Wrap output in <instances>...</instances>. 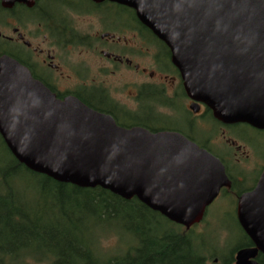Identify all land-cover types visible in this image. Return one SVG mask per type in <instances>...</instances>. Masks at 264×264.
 I'll return each instance as SVG.
<instances>
[{
	"label": "water",
	"instance_id": "obj_1",
	"mask_svg": "<svg viewBox=\"0 0 264 264\" xmlns=\"http://www.w3.org/2000/svg\"><path fill=\"white\" fill-rule=\"evenodd\" d=\"M0 1L7 10L32 0ZM91 1L133 9L170 49L188 96L220 123L264 130V0ZM0 137L26 170L136 199L186 231L231 185L222 163L184 137L125 130L77 100L59 101L8 56L0 58ZM237 219L253 248L238 250L235 264H259L264 173Z\"/></svg>",
	"mask_w": 264,
	"mask_h": 264
},
{
	"label": "flooded vegetation",
	"instance_id": "obj_2",
	"mask_svg": "<svg viewBox=\"0 0 264 264\" xmlns=\"http://www.w3.org/2000/svg\"><path fill=\"white\" fill-rule=\"evenodd\" d=\"M170 52L123 5L32 0L6 10L0 1V58L14 59L59 101L77 100L125 130L180 135L217 158L231 185L215 201L227 199L247 237L237 209L264 173V130L215 119L188 96Z\"/></svg>",
	"mask_w": 264,
	"mask_h": 264
},
{
	"label": "trees",
	"instance_id": "obj_3",
	"mask_svg": "<svg viewBox=\"0 0 264 264\" xmlns=\"http://www.w3.org/2000/svg\"><path fill=\"white\" fill-rule=\"evenodd\" d=\"M0 141L8 157L6 167L0 170V264H209L210 259L198 251L201 246L196 247L191 237L194 228L186 231L136 199L124 201L99 188H75L34 174L12 157L1 137ZM25 175L39 179L37 188L44 194L40 193L39 200L45 202L49 215L39 218L37 206L28 202L35 200L26 197ZM19 176L20 208L14 202ZM56 212L63 214L67 223L55 220ZM77 214L122 227L131 238L127 254L103 257L95 253L85 238L87 227L74 222ZM102 239L98 248L105 243ZM243 240L226 264H235L238 250L253 246L245 235ZM257 259L264 264V256Z\"/></svg>",
	"mask_w": 264,
	"mask_h": 264
},
{
	"label": "rangeland",
	"instance_id": "obj_4",
	"mask_svg": "<svg viewBox=\"0 0 264 264\" xmlns=\"http://www.w3.org/2000/svg\"><path fill=\"white\" fill-rule=\"evenodd\" d=\"M248 135L252 137L255 136L250 131ZM1 145L0 141V170L5 168L8 163V157ZM38 180L39 179H34L30 175H25L22 180V185L27 188V199L32 201L35 200L34 202H28L32 204L33 207V203L37 206L36 214L40 218L49 214L46 212L45 202L41 203L39 200L41 197L40 193L42 192L37 188L38 182H40ZM15 182L16 193H14V202H18L15 207L20 208V176ZM54 215L56 216L55 220L67 223L66 220H63V214L56 212ZM81 216L83 215H74L76 220L74 222L87 227L85 230V238L88 244L94 246L95 253L100 254L103 257L106 255L110 257L115 255L123 256L127 254L129 247L128 244L130 241L129 239L131 238H128L125 235L122 227H119L117 224L112 222H93L86 220L88 217H85L84 219ZM193 232L194 236L191 237H194L196 247L201 246L198 251L202 252L204 256L210 259L209 264H215L213 262L215 259L218 260L217 264H226L230 261L238 246H241L244 243L243 235H241L242 233L238 225L234 223V211L229 202H227L226 198H221L220 200L218 199L207 209L204 222L200 223L199 226L194 227ZM101 239L105 240V243L103 241L104 244L98 248Z\"/></svg>",
	"mask_w": 264,
	"mask_h": 264
}]
</instances>
